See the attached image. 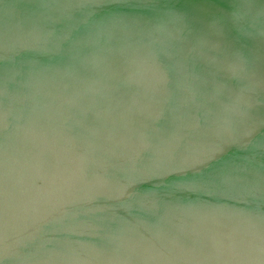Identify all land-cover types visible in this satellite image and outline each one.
I'll use <instances>...</instances> for the list:
<instances>
[{"label": "water", "instance_id": "water-1", "mask_svg": "<svg viewBox=\"0 0 264 264\" xmlns=\"http://www.w3.org/2000/svg\"><path fill=\"white\" fill-rule=\"evenodd\" d=\"M80 132L107 138L78 153ZM67 181L96 183L78 189L108 218L93 251L75 249L91 219L45 218L74 205L20 198H71ZM58 259L264 264V0H0V263Z\"/></svg>", "mask_w": 264, "mask_h": 264}, {"label": "flooded vegetation", "instance_id": "flooded-vegetation-1", "mask_svg": "<svg viewBox=\"0 0 264 264\" xmlns=\"http://www.w3.org/2000/svg\"><path fill=\"white\" fill-rule=\"evenodd\" d=\"M220 55H222V52L220 53L219 51L216 53V54H213V56H220ZM79 86V85H78ZM82 86V85H81ZM82 87H84V86H82ZM105 92V91H104ZM170 92V91H169ZM173 92V91H172ZM91 96L92 95H90L89 96V101H88V103H89V105H90V108L91 109H93V108H100V107H108L109 106V102H108V100H106V99H104L103 97H101L102 99H99V100H93V99H91ZM174 96V95H173ZM176 99V97L174 96V97H172V101H173V99ZM75 102H78V106L81 104V102H80V99H77V100H74ZM87 100H83V103H85ZM175 101H177V99L175 100ZM159 103H161L160 101L158 102V104ZM82 105V104H81ZM159 106V105H158ZM82 107H84V105L82 106ZM107 111V110H106ZM105 111V112H106ZM89 119H91V121H93V122H95V120H96V118L95 117H93V118H90L89 117ZM83 123L84 122H81V126H83ZM67 138H69V139H74L75 141H78V143H79V145H85V143H89L90 145H91V147H89V148H81L80 146L79 147H77V148H74V149H71V150H76L78 153H80V152H85V153H88V154H93L94 152H95V150H99V148L98 149H96V148H94L93 147V143H94V141L95 140H97V139H104V140H106V138H107V135H94V134H89V133H85V132H80V133H74V134H72V135H69ZM103 148H105V147H103ZM71 150H68L67 152H69V151H71ZM106 150H107V148H105V149H102L101 151H103V152H106ZM76 151H74L75 153H76ZM108 151V150H107ZM73 152V153H74ZM110 152V151H109ZM73 153L71 154L72 156H73ZM107 153V152H106ZM47 155V154H46ZM109 166H111L110 164H108V165H105V166H103L104 167V169H103V172H104V175H105V177H106V175L107 176H109V169H107ZM122 167L124 168V170L125 171H127V169L126 168H129L128 166L126 167L125 166V164H122ZM101 168V167H100ZM111 168V167H110ZM74 171H77V170H75V169H73ZM203 170H208V168H206V169H203ZM79 174V173H78ZM77 173H76V175L77 176H79ZM104 177V176H103ZM223 177V176H222ZM222 177H220V176H217V178H216V182L217 183H219V184H222L223 183V179H222ZM113 182H115V181H113V180H110V181H107L105 184H108V186L109 187H112V189H116L117 188V186L118 187H121V189H123L124 188V186H123V184L121 185V184H116V183H113ZM117 182V181H116ZM121 182V181H120ZM227 182H230V183H232V187H233V189H236V187L237 186H239V184H240V180H232V181H227ZM86 182L84 181H78V182H69V181H67L66 182V184H71V187H72V189H71V191H72V194H75L73 197H71V198H69V197H66L65 199H63L62 197H60L62 194H59V193H57L56 191H54V190H52V192H54L55 194H57L55 197L54 196H51V197H48V198H44V197H42V198H39V199H37L36 197H31V196H26V197H20L21 199H24L25 201L26 200H29V201H34L35 203H42L41 201H44V200H50V199H55V198H57L58 196H59V198L56 200L57 202H60V203H62L64 200H66V201H68L69 203H71L72 205H74V212L75 213H73V214H71V215H73V216H70V215H68L67 213H66V211L65 210H61V209H59L58 210V208H56L55 209V211H54V214L53 215H50V216H46L45 218H49V219H51L50 220V222H52V221H56V220H58V223H60V222H64V218H67L68 220H69V218L70 219H72V222L73 223H75L76 222V225L74 226V231H69V229H65V231H69V233H66L67 235H76V234H79V230L78 231H75V229H78V222L79 223H82V222H85L84 220L86 219V218H89V219H91L92 220V224H90V227H89V229H87V233H88V237H89V239H88V244H83V245H76L75 247V249H77V250H79V249H82V248H84V249H86V247H87V249H89V246L91 245V248H92V251H93V249L95 248V244L93 243V241H94V239L95 238H93V237H95V234H97V233H99L100 232V234H101V231H97L96 229H95V227H94V224H93V221L95 222L96 221V219H100V221H98V223L100 224L102 221H103V219H108V218H105V216L106 215H103V217H96V218H94L93 217V214H92V216H91V213H93L92 211H90V212H88V211H86V209H83L84 207L82 206V207H80V205H85L84 203H83V201H80V200H86V199H81L79 196H78V189L80 188V187H82L83 185H91V187H93V185L92 184H96V183H94V182H87V184H85ZM89 183V184H88ZM92 183V184H91ZM31 184H35V183H33V182H31ZM74 184V185H73ZM99 184V183H98ZM4 185H5V183H4ZM6 185L7 186H12V185H14L15 187L17 186H20V187H24V186H26L27 184L26 183H22V182H14V183H6ZM60 185H61V183H59L58 182V180L56 181V182H46V183H44V185H42V187H44V186H47V187H49V188H51V186H52V188L53 187H55L56 186V188H59L58 190H59V192H61V188H60ZM100 185V184H99ZM130 185V184H129ZM129 185H127V186H129ZM207 185V184H206ZM209 185V184H208ZM29 186H31V187H34V186H32V185H29ZM120 189V190H121ZM237 189H238V187H237ZM117 190V189H116ZM127 190V188L125 189V191ZM70 191V192H71ZM67 193H69V192H67ZM93 195V194H92ZM94 198V197H93ZM90 199V200H88V204L90 205V208H89V210H93V208H94V205L95 204H104L103 202H106L107 203V201H104V200H96L95 198L94 199ZM126 199V198H125ZM114 200V203H112V201ZM39 201V202H38ZM117 201H119V200H117L116 198L115 199H108V203L109 204H117ZM33 203V202H32ZM54 203H56V202H54ZM86 203V204H87ZM37 205V204H36ZM113 206H115V205H110L109 207L112 209V207ZM108 206H107V208H109ZM116 207V206H115ZM41 208H43V207H41ZM80 208H82L83 210L81 211V213H79L78 212V210L77 209H80ZM109 208V209H110ZM115 209V208H114ZM8 214H11V212L10 213H8ZM105 221H107V220H105ZM96 223V222H95ZM26 230V229H25ZM102 230V229H101ZM80 231L81 232H85V229H80ZM105 231V230H104ZM106 233H107V235L105 234L104 235V238L105 239H110L111 238V240H112V238H115V239H117L118 238V233H112V231H108V230H106ZM62 235H64V234H62ZM114 235V236H113ZM78 236V238H81L82 236H84V235H81V236H79V235H77ZM82 239V238H81ZM115 241H117V240H115ZM34 249H38L39 250V248H34ZM41 250H45V249H47V248H45V247H41L40 248ZM68 250L70 249V247H68L67 248ZM105 249V248H104ZM110 250V251H112L113 249H115V250H113L114 252H113V254L114 255H119V256H121V252L122 251H124V250H128L129 251V249H128V247H122V246H120V245H113V246H111V247H108V248H106V250ZM73 250V249H72ZM139 250V249H138ZM130 251H133V250H130ZM108 255H110V254H108ZM111 256H112V253H111ZM51 263V262H50ZM0 264H3V263H0ZM52 264V263H51ZM55 264H63L59 259H58V262H56ZM71 264H78L76 261H75V263L73 262V263H71Z\"/></svg>", "mask_w": 264, "mask_h": 264}]
</instances>
